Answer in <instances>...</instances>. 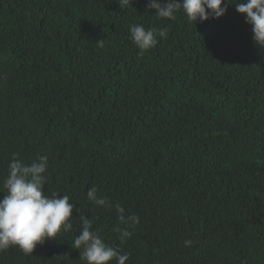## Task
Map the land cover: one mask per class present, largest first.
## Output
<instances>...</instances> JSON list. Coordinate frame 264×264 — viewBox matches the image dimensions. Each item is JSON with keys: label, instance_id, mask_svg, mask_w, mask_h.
Segmentation results:
<instances>
[{"label": "trees", "instance_id": "trees-1", "mask_svg": "<svg viewBox=\"0 0 264 264\" xmlns=\"http://www.w3.org/2000/svg\"><path fill=\"white\" fill-rule=\"evenodd\" d=\"M147 3L0 0V189L13 155L47 156L43 191L75 205L72 230L0 264H87L79 213L126 264H264V49L234 3L196 24Z\"/></svg>", "mask_w": 264, "mask_h": 264}, {"label": "clouds", "instance_id": "clouds-1", "mask_svg": "<svg viewBox=\"0 0 264 264\" xmlns=\"http://www.w3.org/2000/svg\"><path fill=\"white\" fill-rule=\"evenodd\" d=\"M133 0H118L123 10L132 5ZM235 4L236 11L244 14L245 22L251 26L252 39L255 45L264 49V0H148L147 8L155 9L156 16L175 19V13L180 10L186 19L194 24L211 18L223 16L229 5ZM130 39L143 51L157 45V33L153 29H145L141 24L130 26ZM159 37L167 38L165 30H160ZM48 167L47 156H37L30 164H25L13 155L8 165V174L2 181L0 193H6L0 199V251L9 247H18L26 254H32L38 244L56 238L63 229L72 230L71 217L75 205L70 203L68 195L52 192L46 194L45 173ZM87 197L100 207H112L106 197H98L95 186L89 188ZM120 214L118 220L124 224H135L138 218L123 215L124 209L116 206ZM80 230L71 243L73 249L79 250L80 259L87 264H126L129 256L108 245L102 237L92 230V221L83 213H79ZM130 222V223H129ZM120 238H128L131 232L127 228L116 229ZM185 246H191L192 241L186 239Z\"/></svg>", "mask_w": 264, "mask_h": 264}]
</instances>
